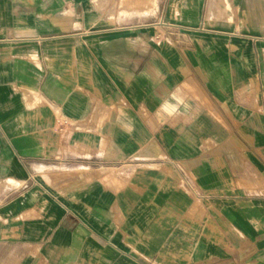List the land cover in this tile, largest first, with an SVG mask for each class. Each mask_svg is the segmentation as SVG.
I'll list each match as a JSON object with an SVG mask.
<instances>
[{"label":"crops","instance_id":"0c3cea01","mask_svg":"<svg viewBox=\"0 0 264 264\" xmlns=\"http://www.w3.org/2000/svg\"><path fill=\"white\" fill-rule=\"evenodd\" d=\"M0 0V264H264V0Z\"/></svg>","mask_w":264,"mask_h":264},{"label":"rangeland","instance_id":"374dc122","mask_svg":"<svg viewBox=\"0 0 264 264\" xmlns=\"http://www.w3.org/2000/svg\"><path fill=\"white\" fill-rule=\"evenodd\" d=\"M125 8L131 9L139 6L141 15H153L158 10V0H124Z\"/></svg>","mask_w":264,"mask_h":264}]
</instances>
